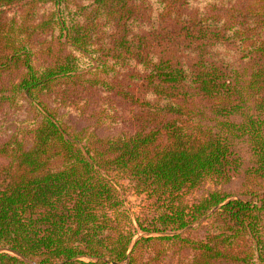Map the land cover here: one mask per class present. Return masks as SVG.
Returning a JSON list of instances; mask_svg holds the SVG:
<instances>
[{"label": "trees", "instance_id": "1", "mask_svg": "<svg viewBox=\"0 0 264 264\" xmlns=\"http://www.w3.org/2000/svg\"><path fill=\"white\" fill-rule=\"evenodd\" d=\"M7 92L38 114L0 144V264H140L167 241L180 264H264V0H0ZM85 92L124 104L126 127L65 125L50 102ZM239 143L259 188L185 202L242 171ZM120 178L149 200L147 235Z\"/></svg>", "mask_w": 264, "mask_h": 264}, {"label": "rangeland", "instance_id": "2", "mask_svg": "<svg viewBox=\"0 0 264 264\" xmlns=\"http://www.w3.org/2000/svg\"><path fill=\"white\" fill-rule=\"evenodd\" d=\"M6 96L8 98L0 97V144L15 133H19L20 137L27 135L31 121L38 114L30 99L24 96L14 97L9 92ZM50 104L57 108L61 121L77 133L82 132L83 134L89 130L101 136H110L117 134L126 125L124 120L128 110L124 104L117 99L108 100L105 96L95 95L92 92L78 94L74 104L61 107H57V104L53 102ZM236 149L243 157L242 171L228 183L206 180L185 196V202L191 203L216 189L226 191L231 197L246 199L249 198L248 191L259 188L253 176L247 173L248 167L252 165V156L246 144L239 143ZM3 163L4 160L0 158V165ZM118 187L124 199L125 214L132 218L136 227L138 226L137 218L146 225L149 215L152 216L149 214V200L146 199V195L140 193L135 184L127 179L120 178ZM207 223L208 221L203 220L187 229L179 230L178 233H181L183 237L203 238L206 234ZM137 231L138 235H147L138 227ZM181 244L179 241H167L155 243L149 248L144 247L140 264H180V260L188 253V250Z\"/></svg>", "mask_w": 264, "mask_h": 264}]
</instances>
